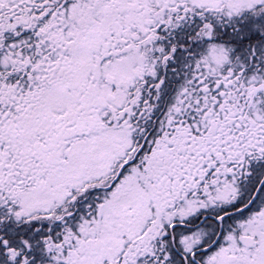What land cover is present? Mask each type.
Here are the masks:
<instances>
[{
    "label": "snow or ice",
    "instance_id": "6c2138e0",
    "mask_svg": "<svg viewBox=\"0 0 264 264\" xmlns=\"http://www.w3.org/2000/svg\"><path fill=\"white\" fill-rule=\"evenodd\" d=\"M0 264H264V0H0Z\"/></svg>",
    "mask_w": 264,
    "mask_h": 264
}]
</instances>
